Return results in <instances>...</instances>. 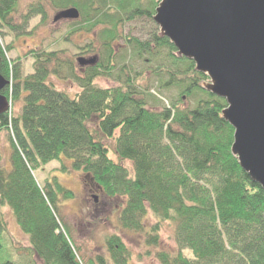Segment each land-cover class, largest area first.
Listing matches in <instances>:
<instances>
[{
	"label": "trees",
	"instance_id": "trees-1",
	"mask_svg": "<svg viewBox=\"0 0 264 264\" xmlns=\"http://www.w3.org/2000/svg\"><path fill=\"white\" fill-rule=\"evenodd\" d=\"M47 1L57 12L78 10L71 31L93 33L98 57L93 65L76 67L58 51L31 50L32 72L22 76L20 57L8 59L11 46L0 43V74L9 83L1 90L8 106L0 113V133H7L10 145L9 162L0 152V206L10 209L27 236L26 253L41 264H104L102 257L80 256L63 220L61 203L73 192L56 176L42 187L33 176L39 167L57 161L60 171L81 172L105 196L125 198L118 215L121 230L144 231L151 212L157 223L148 237L156 244L159 224L170 221L177 250L158 251L161 264H264V192L230 153L233 129L221 117L225 101L201 89L206 77L194 71L192 61L176 57L169 40L155 33L151 42L124 38V52L154 61L151 73L158 88L177 90L176 100L165 106L139 87L138 73L125 71L126 64L116 70L113 48L119 28L136 19L151 20L159 0ZM18 2L0 0L2 38L6 31L19 34L35 16L46 19L44 6L36 2L22 16L23 27L15 24ZM115 72L119 85L95 84L98 77ZM50 77L70 80L79 92L71 96L57 89ZM148 97L160 105L149 106ZM184 98L197 100L183 108ZM88 123H95V131L106 138L118 131L114 154L132 163L131 176L108 157ZM5 230L0 212V251H8ZM105 247L112 264H129V249L118 235L107 236ZM0 264L14 263L0 259Z\"/></svg>",
	"mask_w": 264,
	"mask_h": 264
},
{
	"label": "rangeland",
	"instance_id": "rangeland-1",
	"mask_svg": "<svg viewBox=\"0 0 264 264\" xmlns=\"http://www.w3.org/2000/svg\"><path fill=\"white\" fill-rule=\"evenodd\" d=\"M36 2H40L44 6L46 19L41 21L40 16H35L26 27H23L22 16L27 12L29 5ZM56 13L57 10L53 9L47 0H19L18 6L12 14V19L15 24L21 25L23 29L19 34L6 31L5 36L0 37V43L3 47L6 45L11 46V50L6 53L8 59L12 60L20 57L22 76L32 72L33 58L30 56L31 50L37 52L41 50L58 51V56L61 59L72 60L76 67L78 65L77 58L79 57L86 59L95 55L98 57V53L95 51L98 45L94 34L86 33L83 30L71 31L73 20L59 19L53 21ZM154 33L159 36L158 26L152 19L140 18L126 22L119 28L120 38L113 48L114 63L116 70L126 64L125 71L131 69L132 75L138 73L136 83L139 87L148 90L149 94L168 106L170 101L176 100L177 90H160L158 88V81L151 73L156 63L154 61L149 62L146 54L141 59H137L124 52L126 49L124 38L135 37L141 41L151 42ZM116 78L117 74L115 72L110 77L100 76L94 82L100 87H111L119 85ZM49 80L57 89L64 90L71 96L79 92L77 85L68 79L50 77ZM148 99L149 106L159 104L151 97H148ZM196 100V98H184L180 106L191 108ZM18 108L19 105L17 104L15 109ZM88 126L108 149V157L114 162L121 163L126 168L128 175L131 176L133 172L132 163L120 161L114 154V138L117 136L118 131H115L114 137L106 138L95 131V123H88ZM0 152L3 161L9 162L10 145L8 135L4 131L0 133ZM59 167V162L50 161L33 171V176L40 187L44 185L46 180L50 181L53 176H56L59 183L73 192V198L62 201L61 211L63 220L69 228L70 236L79 248V254L83 259H94L99 256L104 258V264H112L105 247V238L112 234L118 235L129 249V264H161L156 258L158 251L176 252L174 225L170 221H163L159 224L156 244L151 243L148 237L149 231L151 232V228L157 223L151 212H148L145 216L144 231L121 230L118 215L125 198L107 197L81 172L71 170L62 172ZM0 212L5 222L4 241L8 249L7 251L4 247L0 251V259L11 260L14 264H41L26 253L27 236L18 228L10 209L7 206H0ZM183 253L190 257L188 251H183Z\"/></svg>",
	"mask_w": 264,
	"mask_h": 264
},
{
	"label": "water",
	"instance_id": "water-1",
	"mask_svg": "<svg viewBox=\"0 0 264 264\" xmlns=\"http://www.w3.org/2000/svg\"><path fill=\"white\" fill-rule=\"evenodd\" d=\"M78 17L70 7L53 21ZM152 20L175 56L206 77L201 89L225 101L221 117L233 129L230 153L264 192V0H159ZM77 62L93 65L96 57ZM7 84L0 74V113L8 106L1 93Z\"/></svg>",
	"mask_w": 264,
	"mask_h": 264
}]
</instances>
